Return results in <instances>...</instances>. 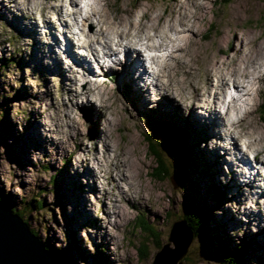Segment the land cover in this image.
<instances>
[{"label": "rangeland", "instance_id": "rangeland-1", "mask_svg": "<svg viewBox=\"0 0 264 264\" xmlns=\"http://www.w3.org/2000/svg\"><path fill=\"white\" fill-rule=\"evenodd\" d=\"M18 1H23V4ZM40 1H52L45 4L50 6V9L42 15L44 17L37 8L33 9L26 5L28 0H17V2L0 0V196L4 201L0 199L19 213L43 243L57 250L59 257L56 253L55 255L63 264H153L156 254L166 245H168L165 248L166 255L172 264H220L218 251L220 237L232 250L249 243L243 264H264V234L259 229L253 232L251 224L242 227V220L249 221L244 214H241L237 221L239 216L237 200L228 198L224 188L229 184L226 182L229 176L225 177L223 174L226 169L222 168V174L217 175L218 167L216 161L210 158L211 152L206 145L208 141L198 124L194 125L191 120L189 121L188 109H182L181 113L170 109L169 112L172 114L169 115L168 112L161 111L164 101L159 99H156L159 103L155 104L157 108L152 104L147 108H143L142 105L136 107L130 101L125 105L123 101L120 102L122 97L114 90L113 93L117 96L115 103L112 99L107 101L109 109H102L104 115L94 111L90 104L74 105L70 101L71 91L64 86V82L70 83V81L58 76L57 68L54 69L46 64L47 60L43 59L40 52L41 43L36 42L38 48L34 49L35 36L24 32L19 27L21 23L11 19L13 14L18 15L17 20L23 21L30 27L31 21L21 18L30 14L39 24L38 38L49 41H54L52 32L58 33L57 37L60 39L64 38L61 32L67 26V28L71 27L73 32L67 30V35L77 42L78 39H74V35L76 38L83 37L80 35L83 30L91 33L90 26L83 27L82 18L69 12L75 10V7L70 5V0ZM180 1L184 3V10H191V12L187 11L188 16H192L196 11V17L201 14L202 17L196 20L198 22L195 32L196 44L188 45V48L184 47L183 50L175 53L183 56L179 57L178 61H183V64L195 70L188 72L190 68H186V74H177L180 76L179 79L184 78L186 87L191 89L192 83L203 82L204 72H212L215 66H218L216 62L219 59L235 55L240 48L252 47L251 50H254L248 53L251 54V60L257 62L254 71L259 72L256 75L257 83L254 89L256 95L258 94L256 98L258 109L253 99L249 102H254L251 105L252 120L259 124L264 132L262 117L264 112L261 107L264 101V0H203L204 5L200 8V12L199 8L196 9L193 3L189 2L192 0H112L109 5H105V9L114 15L120 13L121 6L136 10V6L145 4L153 7L155 14H159L163 10L172 9L176 3L180 4ZM33 2L31 5L35 7L38 1L33 0ZM103 3L104 1L100 0V4L97 5L100 12L104 13ZM60 5L65 7L62 15L59 12ZM96 15L99 16V13ZM163 20H168V17L165 16ZM40 21L46 22L47 25L51 24L52 27L48 28ZM95 22L96 20L93 21ZM95 27L93 26L91 31L99 30ZM120 28L122 27L114 26L115 31H119ZM168 28L166 23L159 27V33L151 31V41L157 42L159 36H164L166 33L171 37H178L169 32ZM51 29L53 31H50ZM139 34L143 36L142 32ZM188 35L190 38L195 36L194 33L192 37L191 33ZM244 35L250 43L252 41L254 43L246 46V40L241 37ZM258 44L263 48L257 47ZM112 45L113 48L116 47ZM93 46L97 48L95 54L99 52L102 54V50L107 51L106 47L97 43ZM53 49L56 47L53 46ZM189 49L191 52H188ZM77 50L78 48L75 51ZM162 54L160 53L162 58L168 55L166 52ZM35 58L44 60L45 66L37 64ZM68 61L74 62L73 59ZM159 61L162 63L161 59ZM167 62L170 63L169 60ZM171 62L172 66L178 67L177 62ZM69 64L64 67L66 70H69ZM242 66L240 70L248 68L245 64ZM109 71L106 77L112 74L116 77L120 76L116 71ZM228 71L225 69L226 73ZM260 73L263 74L262 77L259 76ZM95 74L87 75L91 87H95V82L103 81L102 77H97ZM172 74L176 77L174 73ZM67 75L69 78L75 77L71 72H67ZM227 75L232 74L227 73ZM107 83L111 82L107 81ZM117 88L122 90L121 85ZM126 89L125 86L124 91ZM189 89H186V92L192 94L188 92L192 89ZM207 94L203 97L206 98ZM176 96L180 98L177 93ZM88 97V100L94 98L92 94ZM208 97L211 99V94H208ZM198 98L194 99L198 100ZM74 99L81 102V96ZM222 99H225L224 95ZM174 101L175 98L171 97L169 106L179 108ZM199 101L201 102L202 99ZM91 103L94 104V101ZM217 105L219 111L217 109L216 111L219 112V119L222 120L226 113L222 112L221 102ZM126 106L128 112L121 111ZM196 106L210 109L213 107L208 105L207 100L199 105L196 103ZM236 108L231 112L236 113ZM92 109L93 111H90ZM193 109L194 103L190 112ZM80 112L85 116L89 114V118L87 120L81 118L73 122L70 116L79 117ZM130 114L133 116H129ZM196 114L198 115V112ZM136 115L138 117H135ZM154 120L165 121L178 129L187 130L185 143L193 147L195 168L186 169L184 174L190 183H194V189H190L191 186L184 189L179 178V183L175 186L178 180L173 164L167 151L161 147L158 131L155 129L156 134L152 133L153 128H150L155 126ZM56 122L61 130L53 128V123ZM236 122L238 120L228 123L230 124L228 132L233 133L236 140L250 137L255 143L257 135L239 133L235 129ZM210 132L211 129L207 128L208 136ZM255 132L258 130L255 129ZM149 137L150 144L147 142ZM214 138L217 139L215 136ZM257 141L260 143L259 140ZM211 143L213 147L218 145L214 139ZM106 145H110L111 148ZM155 146L168 167V172L162 175V179L154 176L157 172V159L150 154V151L153 148L155 150ZM254 147L258 148L259 145L255 144ZM253 150L248 146L246 154L250 156ZM117 154L123 155L130 163L129 172H125L126 177L122 176L123 180L120 177L116 179L119 172L114 168L113 163L116 164ZM90 176L94 178L93 189L88 184L91 181ZM95 187L97 191L94 192ZM231 189L230 193H235L234 189ZM214 190L221 191L222 197L215 199L212 196ZM236 192L239 193L238 188ZM257 192L261 190L257 189ZM139 197L142 199L139 200ZM189 205H192L196 212H204L207 215L209 233L203 238H197L193 234L187 253L181 260L176 261L178 250L173 243L175 241L173 228L175 222L188 211ZM255 213L254 211V215H257ZM143 217L159 231L157 238L146 235L137 228L139 219ZM257 217L255 216V222H259ZM99 254L102 260L101 257L98 260Z\"/></svg>", "mask_w": 264, "mask_h": 264}, {"label": "bare ground", "instance_id": "bare-ground-1", "mask_svg": "<svg viewBox=\"0 0 264 264\" xmlns=\"http://www.w3.org/2000/svg\"><path fill=\"white\" fill-rule=\"evenodd\" d=\"M37 1L38 3L34 5L35 7H32L31 5V2L34 3L33 0H28L26 5L33 9L37 8L41 12V16L45 15L47 10L49 11L50 9V6L45 4H49L52 1L45 2L36 0V2ZM102 1H104V13L100 12V9L97 5L100 4V0H90L88 3L85 2V0H70V5L74 6L75 10H71L69 12H71V14L74 16L82 18L83 27L86 28L88 25L90 26L91 33H89L88 30H83L80 33L84 39H82L83 37L76 38L74 35V39H78L77 42H75V40L73 41V37H70L66 33L67 30L70 31V33H73L71 27L67 28L66 26L62 29L61 35H64V38L62 39L57 37L58 33L54 34V32H52L51 35L54 36V41H49L47 39L38 38L37 34L40 33L38 30L39 24L37 23V20L35 22V17H31L30 14H26L21 17L24 20L31 21L30 27L25 25L23 21L17 20L19 19L18 15L13 14L11 21H17L19 24L21 23L19 27L23 29L24 32L26 31L27 33H31L33 36H35L36 39L33 37L35 41L33 45L34 49L37 47L36 42H40V52L42 53L43 59L47 60L45 61L47 62L46 64L54 67V69L57 68L56 71L58 76H63L64 78H67L68 81H70V83L64 82V86L66 89L71 91L70 101L73 102L74 105L85 106L87 103L90 104L94 111L98 112V114L104 115V111L102 109H109L107 101L112 99L113 103H115L117 96L113 93L114 90L122 97L120 102L123 101L125 105L128 104V101H130L136 107L142 105L144 106L143 108H147V106L150 107L152 104L155 108H157L155 104L158 103L157 100L159 99V101H164L163 103L161 102L163 110L161 108L159 109L165 113L168 112L167 114L169 115L172 114L169 112L170 109L176 110L180 113L182 109H188L190 113L188 115L189 121L191 120L194 125H196V123L198 124L199 129L204 133L205 138L208 141L206 145L211 152L210 158L216 161L218 167L217 175L219 176V173L222 174V168L226 169L223 174H225V177L226 175L229 176L226 179V182L229 184H227L226 187L224 186V188L228 193V198L237 200L239 211L237 213L239 215L237 221H239L240 215L244 214L247 216L249 223L247 220V223L242 220V227L247 224H255L256 228L264 234V228H259L260 222L264 223V217H261L264 215V132L259 124L253 122V110H251V105H253L254 102H249L250 99H253L255 101V106L258 109L259 104L256 103L258 94L256 95V91L254 89L256 88L257 83L256 75L259 72L254 71L256 69L254 65L257 62L255 60H251V54L248 53V51H253L254 49L251 50L252 47H249L248 49L240 48L236 51L235 55H228L225 59H219L218 62H216V65L218 66H215L214 70L212 69V72H204L202 83H192L191 90L188 86L186 87L185 79H179L180 76L177 74H186V68H190V71L188 72H195V70L193 67H187V65L182 63L183 61H178L177 59L183 56L181 54L176 55L175 53L180 52L184 49V47L188 48V45L196 44L197 34L195 32L197 31L196 27L198 25L196 20L202 17V14L199 17H196L195 11L192 16H188L187 11L191 12V10H184V3L183 1H180V4L176 3L172 9L163 10L159 14H155L156 11L153 7L146 6L145 4H139L136 6V10H133L132 8L131 10L129 7L121 6L120 13L112 15L105 9V5H109L110 1L112 0ZM18 2L23 4V1ZM189 2H192L196 9L199 8V12L202 5H204L203 0H192ZM80 3L84 4L80 6ZM59 7V12L62 15L65 7L63 5H60ZM77 9L79 10L75 13L74 11ZM53 12L59 13L58 11ZM96 13H99V16L96 15ZM165 16L168 17V20L166 21L163 20ZM191 17H193V19H191ZM94 20H96L95 23H93ZM41 23H44L46 27L48 26V28L52 27L51 24L47 25L46 22ZM166 23L169 26L168 31L172 32L173 35H177L178 37H171L168 33H166L164 36L160 35L157 42L154 40L153 43L151 41L152 36L150 32L156 31L159 33V27ZM115 25L122 28H120L119 31H115ZM93 26L98 27L97 29L99 30L94 29V31H91L93 30ZM50 31L53 30L51 29ZM58 32H60L59 29ZM140 32L143 33V36L139 34ZM192 32L195 35L194 38H190L188 35V33H191L192 37ZM88 34L89 40H87ZM241 37L246 40V46L254 43V41L250 43L246 35ZM96 43L106 47L107 51L102 50V54H95V50H97V48L93 46V44ZM112 44H114L116 47L113 48ZM53 46L56 47V49H53ZM58 47H60L59 51ZM257 47L263 48L261 44H258ZM76 48H78V51L81 52H76ZM122 52L125 53V58L121 60L122 62H118L115 70H113L120 74L119 77L118 75L116 77L113 74L106 77L108 72H110L108 69H103L100 73L94 70L96 60H100L103 56H105V58L115 55L117 56V54ZM162 52H166L168 55L165 57L163 56L164 58H162L160 56V53L162 54ZM188 52H191V49H189ZM86 56H88L90 59L88 60ZM166 57H169V59H166ZM70 59H73L74 62H69L68 60ZM159 59L162 60V63L159 61ZM35 60L36 62H39H37V64H43L45 66L44 60L39 58H35ZM167 60H169L170 63H168ZM170 60L177 62L178 67L175 68L172 66L173 63ZM66 64H69V70L64 68ZM243 64L246 65L245 67H248L246 70H240L241 67L243 68ZM225 69H228L229 71L227 73H231L232 75H227ZM67 72H71L75 75V77L69 78ZM172 73H174L176 77ZM94 74L97 77H102L103 81L99 83L95 82V87H91V81L87 80V75L90 76ZM259 76L262 77L263 74L260 73ZM98 80H101V78ZM152 80L155 81L154 84L152 83ZM107 81H110L111 83H107ZM127 84L129 86H127ZM120 85L122 86L121 91L117 88V86ZM125 86L127 88L126 91H124ZM131 87H133V92H131ZM97 89H99V91ZM186 89L191 90L188 92H191L192 94H188ZM176 93L180 96V98L176 96ZM207 93L211 94V99H209ZM90 94H92L94 97L92 100H88V96ZM206 94L207 97L204 98L203 96ZM223 95L225 99H222ZM80 96L81 102L74 99H78ZM171 97L175 98L174 103L179 108H173V106H169V104H171ZM197 97H199L198 100H195L194 98ZM199 99H202L203 102H200ZM206 100L208 105H213L212 109L209 107H195L196 103L199 105L204 103ZM93 101L94 104L91 103ZM218 102L223 104L222 112L226 113V116L224 119L222 117V120L219 119V112H217L219 111L217 109ZM193 103L194 109L190 112ZM234 108H236V113L235 111L231 112ZM246 108H248L247 111ZM93 109L90 111H93ZM121 111L128 112L127 106ZM137 111L140 115L139 108H137ZM197 112L198 115L196 114ZM214 112L215 114H213ZM78 115L79 117L70 116L73 122H76L81 118H84L85 120L89 118V114L85 116L82 112H80V114L78 113ZM129 116H133V114H130ZM135 117L138 116L136 115ZM262 117L264 120V116ZM210 119H212V121H209ZM53 120L55 121V118ZM236 120H238V122L235 123V129L239 133L245 132L257 135L255 143H253L254 140L250 137L242 138L243 140H236V136L234 138V134H230L228 132V126L230 125L228 123H232ZM49 124L52 127L54 125L53 128L55 130L57 128L58 130H61V127L57 126V122L56 124L53 123V125L51 123ZM109 125L111 127L110 121ZM204 128L205 131L203 130ZM207 128L211 129L209 136L207 134ZM255 129H257L258 132H255ZM223 132L224 134H222ZM214 136L217 139H215ZM227 136L228 138H226ZM212 139H214V141L218 144L216 147H213L211 143ZM257 140H259L260 143ZM239 144L240 146H238ZM255 144H258L259 147L255 148ZM248 146L254 149L252 152L254 157L251 156L252 154L250 156L249 154H246L248 152ZM106 147L109 149L111 148L110 145H106ZM250 157H253V160L255 159V163L250 161ZM99 159L100 158H98V160ZM127 161L128 159L123 155H116V164L113 163L114 168H116L117 172H119V176L116 175V179L120 177L121 180H123L122 176L124 178L126 177L125 172H129L128 167L130 166V163ZM126 164L128 165L127 167L125 166ZM221 164L223 166H220ZM93 172L94 171L92 170V173ZM94 173L93 175L95 176ZM90 177L91 181L88 182V184L89 187L93 189L94 178L93 176ZM237 188L239 193L236 192ZM230 189H234L233 191H235V193H230ZM257 189L261 190V192H257ZM127 190L130 191L129 189ZM95 191H97V187H95L94 192ZM121 194L123 196H127L123 193ZM140 199L142 198L139 197V200ZM254 211L257 215H254ZM230 214L235 215L233 213ZM255 216H258L257 218L259 219V222H255ZM231 217L232 216L230 215L229 218Z\"/></svg>", "mask_w": 264, "mask_h": 264}, {"label": "trees", "instance_id": "trees-1", "mask_svg": "<svg viewBox=\"0 0 264 264\" xmlns=\"http://www.w3.org/2000/svg\"><path fill=\"white\" fill-rule=\"evenodd\" d=\"M261 107L263 108L264 112V101L262 102ZM154 121L155 126H150V128H153L154 132H151L156 134V130L158 131L157 133L161 139V147L167 151L169 159L176 171V178L180 179V183L184 189H186V187L190 188L189 186H191L190 189H194V183H190L189 179L186 178L184 174L186 172V169H189L191 167V170H193L195 168L193 165V162H195V154L193 153L192 149L193 147L185 143L187 130L185 128L178 129L175 125L169 124L165 121ZM147 142L150 144V137L147 139ZM152 148L153 147H151V149ZM150 154H152L153 157L157 159V172H155L154 176L158 179H162V175L167 174L168 167L165 165L161 153L159 152V149L156 146L155 150L153 148V150L150 151ZM222 195L223 193L218 190H214L212 193V196L215 199L221 198ZM0 198L2 199L1 196ZM14 212L17 213L16 210H14ZM181 219L186 221L187 226L192 230L195 237L203 238L206 237V235L209 233V229L207 227V215L204 212H196L192 205L188 206V211L179 220ZM137 228L140 229L142 232H145L146 235H150L153 238H157L158 236L159 231L149 221H146L144 217L143 219H139V223H137ZM32 231L36 233L33 229ZM46 246L51 251H53L54 254L56 253V255H58L59 257L57 250H54V248L49 245ZM248 248L249 243L247 242L242 246H239L235 250H232L224 242V239L220 237L218 242L220 264H243L244 254ZM100 253L102 254L103 252ZM100 257L101 256L99 254L98 260ZM102 259L103 258L101 257V260Z\"/></svg>", "mask_w": 264, "mask_h": 264}, {"label": "water", "instance_id": "water-1", "mask_svg": "<svg viewBox=\"0 0 264 264\" xmlns=\"http://www.w3.org/2000/svg\"><path fill=\"white\" fill-rule=\"evenodd\" d=\"M178 182L175 186L178 185ZM173 239L177 246L176 261L182 259L193 240V232L185 220L175 222ZM170 240V241H171ZM164 246L153 264H172L168 260ZM0 264H63L38 236L28 227L13 208L0 199Z\"/></svg>", "mask_w": 264, "mask_h": 264}, {"label": "clouds", "instance_id": "clouds-1", "mask_svg": "<svg viewBox=\"0 0 264 264\" xmlns=\"http://www.w3.org/2000/svg\"><path fill=\"white\" fill-rule=\"evenodd\" d=\"M261 217H264V215H262ZM259 228H264V223H261V222H260V224H259ZM251 230H252L253 232H255V231L257 230L255 224L252 225Z\"/></svg>", "mask_w": 264, "mask_h": 264}]
</instances>
